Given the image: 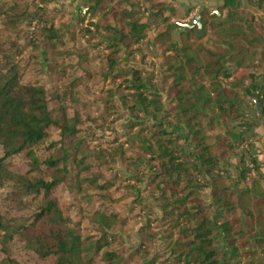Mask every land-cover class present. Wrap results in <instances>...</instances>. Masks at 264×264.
<instances>
[{"label": "trees", "instance_id": "trees-1", "mask_svg": "<svg viewBox=\"0 0 264 264\" xmlns=\"http://www.w3.org/2000/svg\"><path fill=\"white\" fill-rule=\"evenodd\" d=\"M46 1L0 0V264H264V0L201 34L172 0Z\"/></svg>", "mask_w": 264, "mask_h": 264}, {"label": "rangeland", "instance_id": "rangeland-1", "mask_svg": "<svg viewBox=\"0 0 264 264\" xmlns=\"http://www.w3.org/2000/svg\"><path fill=\"white\" fill-rule=\"evenodd\" d=\"M172 1L174 2V0H172ZM37 3H38L39 6L42 5L45 8H47L48 10H53V9L66 8V5L68 3V0H62V1L61 0H47L45 4H41V3L39 4V2H37ZM174 6L178 7V2L175 1L174 2ZM116 8H118V6H116ZM253 9L254 8L252 6H250V5L249 6H246L244 8L243 7L240 8L241 13L243 15H246V17L250 20V22L248 23L249 29L252 32L256 33V34L261 35V31H260L259 25L261 23L260 22V19H264V7L262 9L263 10V14L260 16L261 18L259 16H257V15H255V16L253 15V13H252L253 12ZM108 22L110 24H115L110 19H108ZM33 24H34V22L32 23L31 26H28L27 25V22L22 21V22L19 23V28L22 29V30H30L31 31ZM204 31L207 33V36L205 37V39L202 42L194 43L197 47H200V46L204 45V42L207 41V40H209V41H212L213 40L211 38V33H210L209 29L207 28V26L205 27V30ZM260 126H262L261 125V121H259L258 126L255 127L254 129L259 130ZM262 131H263V133H262ZM262 131L260 129L261 134H257L256 132L255 133L257 134V136L258 135H262L261 140L264 143V129H263V127H262ZM256 141H258V140L256 139L254 142H256ZM257 149H259V148L257 147ZM255 153H257V151ZM262 185H264V184H262ZM23 258H24V260L26 262H28L30 264H36V263H38V261L35 259V256H33V255H25Z\"/></svg>", "mask_w": 264, "mask_h": 264}, {"label": "crops", "instance_id": "crops-1", "mask_svg": "<svg viewBox=\"0 0 264 264\" xmlns=\"http://www.w3.org/2000/svg\"><path fill=\"white\" fill-rule=\"evenodd\" d=\"M83 0H68V3L66 5V7L69 9V8H73V9H76L78 6L81 7V2ZM178 2V7H179V11L180 12H183V11H186V10H190L185 19L184 20H189L191 18H189V13L191 11H193L195 8H190V4L189 3H192V4H195L196 6H198V10L197 12L193 15V17H195L196 15H200L201 16V13L204 12V11H208V12H211V13H216L218 14V9L219 7L222 5L223 3V0H174V2ZM241 11V10H240ZM253 15H257V16H261L263 14V10H257V9H253ZM201 22H202V18H200ZM262 126H260L259 130L255 129L254 131L257 133V134H261L260 132V129L262 131ZM264 129V127H263ZM263 133V131H262ZM261 137L262 135H258L257 136V140L256 142L253 143L254 145V150L255 152L257 151V153H255V157L256 159L259 161V162H262L264 163V143L263 141L261 140ZM257 147L260 149H257Z\"/></svg>", "mask_w": 264, "mask_h": 264}, {"label": "water", "instance_id": "water-1", "mask_svg": "<svg viewBox=\"0 0 264 264\" xmlns=\"http://www.w3.org/2000/svg\"><path fill=\"white\" fill-rule=\"evenodd\" d=\"M201 16L196 15L191 21L182 24V31H187L193 27H196L199 33H202V22L200 20ZM255 108L258 109V104L255 102Z\"/></svg>", "mask_w": 264, "mask_h": 264}, {"label": "built area", "instance_id": "built-area-1", "mask_svg": "<svg viewBox=\"0 0 264 264\" xmlns=\"http://www.w3.org/2000/svg\"><path fill=\"white\" fill-rule=\"evenodd\" d=\"M62 1V0H61ZM171 1V0H170ZM190 4V8H195L193 11H191L190 13H189V18H192L193 17V15L197 12V10H198V6H196L195 4H192V3H189ZM187 21V20H186Z\"/></svg>", "mask_w": 264, "mask_h": 264}]
</instances>
